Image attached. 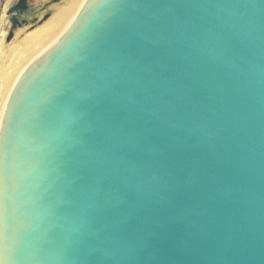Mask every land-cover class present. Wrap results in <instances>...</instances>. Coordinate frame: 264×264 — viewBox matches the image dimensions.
<instances>
[{"label": "water", "instance_id": "water-1", "mask_svg": "<svg viewBox=\"0 0 264 264\" xmlns=\"http://www.w3.org/2000/svg\"><path fill=\"white\" fill-rule=\"evenodd\" d=\"M29 1L5 43L63 3ZM0 264H264V0H87L41 42L0 123Z\"/></svg>", "mask_w": 264, "mask_h": 264}, {"label": "bare ground", "instance_id": "bare-ground-1", "mask_svg": "<svg viewBox=\"0 0 264 264\" xmlns=\"http://www.w3.org/2000/svg\"><path fill=\"white\" fill-rule=\"evenodd\" d=\"M87 0H66L44 25L14 42L7 50V65L0 61V123L11 93L26 68L31 56L43 41L49 40L63 25L70 21ZM0 44V59L4 56ZM6 53V52H5ZM10 59V60H9Z\"/></svg>", "mask_w": 264, "mask_h": 264}, {"label": "rangeland", "instance_id": "rangeland-1", "mask_svg": "<svg viewBox=\"0 0 264 264\" xmlns=\"http://www.w3.org/2000/svg\"><path fill=\"white\" fill-rule=\"evenodd\" d=\"M16 1L17 0H0V44H1L2 48H4L3 49L4 50V56H3V58L0 59V61L4 60L5 65H7L8 59H7L6 55H7V50L9 49V47L11 45H13L14 42L20 41L28 33H31L34 30H36L37 28L44 25V23H46L48 21V19L53 15V13L56 10L55 9L44 21H42L37 26H35V23H29L27 25H23L22 27L18 28L17 30L14 31L12 38L10 40H8L7 43H5L6 37L8 36L9 28H10V23L6 17V12ZM30 1H32V2H30ZM30 1H29L30 9L35 8L33 10V12H37V11L41 10L45 4H48L53 0H30ZM64 1L65 0H58L57 2L51 3L50 5L47 6V10H50L51 8L59 5L62 2L64 3ZM33 26H35V27H33ZM31 27H33V28L30 29ZM28 29H30V30H28Z\"/></svg>", "mask_w": 264, "mask_h": 264}]
</instances>
